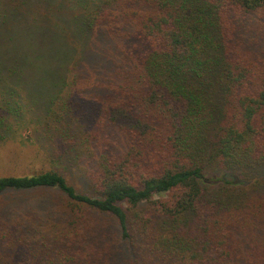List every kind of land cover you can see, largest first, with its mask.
<instances>
[{
    "label": "trees",
    "instance_id": "1",
    "mask_svg": "<svg viewBox=\"0 0 264 264\" xmlns=\"http://www.w3.org/2000/svg\"><path fill=\"white\" fill-rule=\"evenodd\" d=\"M25 130L49 168L0 177V264H264V0H0Z\"/></svg>",
    "mask_w": 264,
    "mask_h": 264
},
{
    "label": "rangeland",
    "instance_id": "2",
    "mask_svg": "<svg viewBox=\"0 0 264 264\" xmlns=\"http://www.w3.org/2000/svg\"><path fill=\"white\" fill-rule=\"evenodd\" d=\"M19 137L0 144V177L28 176L43 172L49 168L42 154L37 153L31 139L30 130L20 132ZM30 135V136H29ZM15 196H19L15 194ZM26 202L39 200V193H27Z\"/></svg>",
    "mask_w": 264,
    "mask_h": 264
}]
</instances>
